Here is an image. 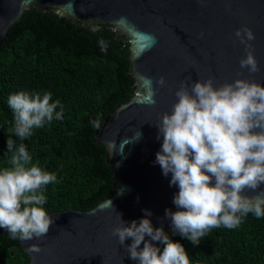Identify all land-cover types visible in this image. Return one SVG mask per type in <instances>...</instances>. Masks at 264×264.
Returning <instances> with one entry per match:
<instances>
[{
  "label": "water",
  "instance_id": "1",
  "mask_svg": "<svg viewBox=\"0 0 264 264\" xmlns=\"http://www.w3.org/2000/svg\"><path fill=\"white\" fill-rule=\"evenodd\" d=\"M31 7L93 32L109 28L128 44L134 91L109 112L95 133L96 142L105 148L104 162L112 167V195L88 210L48 211L55 218L49 232L18 243L28 264H137L112 234L117 212L127 224L139 223L143 210H150L153 227L162 225L169 235L173 231L165 209L177 210L173 196L178 186H170L171 173L164 176L155 162L163 139H157L155 124L172 110L181 81L189 88L195 80L209 77L214 86L236 78L264 85V0H0V46ZM244 26L255 35L250 42L259 66L255 73L239 64L246 49L235 30ZM145 34L155 37L154 45L143 38ZM142 77L150 78L156 89L154 105L146 102ZM159 77L165 79L164 86L156 84ZM138 130L142 136L136 139ZM32 244L41 251H29Z\"/></svg>",
  "mask_w": 264,
  "mask_h": 264
},
{
  "label": "clouds",
  "instance_id": "2",
  "mask_svg": "<svg viewBox=\"0 0 264 264\" xmlns=\"http://www.w3.org/2000/svg\"><path fill=\"white\" fill-rule=\"evenodd\" d=\"M235 37L246 49L240 67L250 73L259 71L251 50L250 42L255 39L251 28H237ZM143 38L152 45L156 42L154 36L145 34ZM99 46L101 52H107L105 40L100 39ZM142 80L146 102L154 105L152 80ZM156 84L164 86L165 79L159 77ZM175 96L172 110L164 112L155 124L157 139L163 138L155 162L164 176L171 173L170 186L179 189L173 196L177 210L165 209L173 233L198 244L212 229L238 228L249 213L264 217V85L236 78L214 86L209 77L195 80L190 88L181 81ZM51 97L47 91L42 95L26 91L11 94L7 103L14 114V127L10 131L23 141L54 117L63 119L62 111H55L60 101ZM91 123L100 128L99 117ZM134 135L139 139L142 133L138 130ZM6 146L11 155L10 167H0V228L6 229L12 239H40L55 222L43 205L44 188L56 182L57 176L33 163L24 143L17 146L9 137ZM249 191L255 194L249 195ZM143 211L139 223L132 220L127 224L117 212L112 228L129 258L137 264H191L184 246L170 239L162 225L153 227L148 218L151 211ZM129 238L131 244L126 245ZM154 242L163 245L162 250ZM29 251L41 249L32 244Z\"/></svg>",
  "mask_w": 264,
  "mask_h": 264
},
{
  "label": "trees",
  "instance_id": "3",
  "mask_svg": "<svg viewBox=\"0 0 264 264\" xmlns=\"http://www.w3.org/2000/svg\"><path fill=\"white\" fill-rule=\"evenodd\" d=\"M107 42L101 52L99 40ZM128 44L106 27L93 32L51 11L31 7L9 29L0 46V167H10L6 141L24 143L46 171L57 180L44 188L45 210H88L112 195V167L104 162L105 148L98 144L91 121L100 126L118 103L128 101L134 91L128 67ZM52 93L59 100L55 117L21 141L10 130L14 114L7 100L11 94ZM62 106V107H61ZM170 239L180 242L191 264H264V217L249 213L238 228L210 230L198 244L179 233ZM157 245L163 248L157 242ZM0 264H28L18 239L0 228Z\"/></svg>",
  "mask_w": 264,
  "mask_h": 264
}]
</instances>
